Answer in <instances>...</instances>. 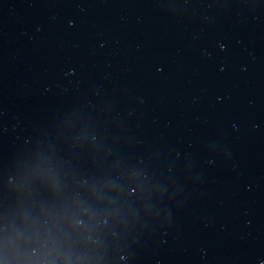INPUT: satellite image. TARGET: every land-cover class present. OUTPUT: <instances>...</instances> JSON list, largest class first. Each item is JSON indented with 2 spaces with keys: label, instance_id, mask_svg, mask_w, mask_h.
Segmentation results:
<instances>
[{
  "label": "water",
  "instance_id": "1",
  "mask_svg": "<svg viewBox=\"0 0 264 264\" xmlns=\"http://www.w3.org/2000/svg\"><path fill=\"white\" fill-rule=\"evenodd\" d=\"M0 264H264V0H0Z\"/></svg>",
  "mask_w": 264,
  "mask_h": 264
}]
</instances>
